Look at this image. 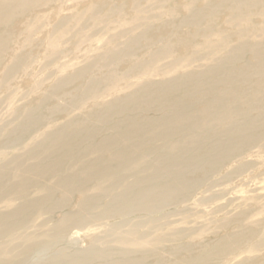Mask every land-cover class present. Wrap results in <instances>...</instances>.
Returning a JSON list of instances; mask_svg holds the SVG:
<instances>
[{
    "label": "rangeland",
    "instance_id": "obj_1",
    "mask_svg": "<svg viewBox=\"0 0 264 264\" xmlns=\"http://www.w3.org/2000/svg\"><path fill=\"white\" fill-rule=\"evenodd\" d=\"M223 1L0 0V264H264V0Z\"/></svg>",
    "mask_w": 264,
    "mask_h": 264
},
{
    "label": "bare ground",
    "instance_id": "obj_2",
    "mask_svg": "<svg viewBox=\"0 0 264 264\" xmlns=\"http://www.w3.org/2000/svg\"><path fill=\"white\" fill-rule=\"evenodd\" d=\"M29 0H24V2H28ZM224 3H229V2H231V0H224L223 1ZM233 3H237V6L238 7H242V6H246V7H250V6H252V5H258V4H261L262 3V1L261 0H234V2ZM192 17H195L194 15L192 16ZM249 47V45H248V43H242L241 45H239L236 49H234V50H232L228 55H227V57L225 58V60H228V61H231V59L235 56V54H236V56L238 55H240L239 53H241L242 51H244L245 49H247ZM250 48L252 49V47L250 46ZM253 52H254V54H255V57H256V59H258L259 61H260V57H261V55L263 54V52L262 51H257L255 48H253ZM235 56V57H236ZM227 64V63H226ZM263 64V63H262ZM223 65V64H222ZM225 67H226V65H225ZM217 69H219V66H216V67H213V68H210L209 70H207L206 72H208V73H211V72H214L215 70H217ZM227 72V71H226ZM256 73H258V71H255ZM260 73H262V72H260ZM197 76V75H196ZM199 79V78H198ZM197 81V80H196ZM67 82V78L66 77H64L63 79H62V84L64 85L65 83ZM61 84V85H62ZM60 85V86H61ZM170 85V84H169ZM198 85V84H197ZM167 86V85H166ZM201 86V85H200ZM176 88V87H175ZM205 91V90H204ZM208 91V90H207ZM210 93V92H209ZM139 105V104H138ZM142 107V106H141ZM30 113V112H29ZM28 113V114H29ZM28 114H26L25 116H27ZM236 114V113H235ZM34 116V115H33ZM231 117H233V116H231ZM33 124V123H32ZM63 129V128H62ZM2 130V129H1ZM0 130V131H1ZM11 136H12V131H9V132H7V133H5V135H3V136H1V134H0V137H3V138H11ZM39 137L40 136H38V140H39ZM23 139V138H22ZM251 141V140H250ZM243 142V141H242ZM207 144V143H206ZM7 148V147H6ZM203 149V148H202ZM231 150V149H230ZM137 152V151H136ZM10 152H8V151H4L3 152V154L4 155H8ZM124 154V153H123ZM123 154H122V156H123ZM197 154V153H196ZM120 155V154H119ZM1 156V155H0ZM198 156V155H197ZM10 171V170H9ZM42 171V170H41ZM44 172V171H43ZM206 176V175H205ZM19 177V176H18ZM17 177V178H18ZM16 178V179H17ZM115 180V179H114ZM123 180V179H122ZM15 184H19L17 187L18 188H16L17 190H16V193H15V195H17V196H12V197H7V198H4L3 199V201H2V204H4V207H8V208H10V206H12L17 200H19V199H21V198H24V197H26L28 194H27V189L29 188V187H33V186H35V185H37V184H29L28 182H27V179L25 180V178L23 177V176H21V180L20 181H15ZM71 186V185H70ZM136 187V186H135ZM36 191H37V193H38V191L39 190H37L36 189ZM177 192V191H176ZM157 197H158V199H157ZM180 197V196H179ZM178 197V198H179ZM144 201L145 202H143V201H141L140 203H136V204H134V205H131V206H129V207H131L132 209L133 208H135V206H140V207H143L144 209L146 208V207H148V208H150L149 210H154V211H157L160 207H163V203H165V199H164V197L162 196V195H159V196H155V195H151V196H147L145 199H144ZM157 201V202H156ZM85 202V201H84ZM131 203H133L134 201L133 200H131L130 201ZM139 202V201H138ZM175 205V204H174ZM26 206H28L27 208H28V210H30V208H31V200L29 199L28 201H27V204H26ZM23 207V206H22ZM128 207V208H129ZM40 208V207H39ZM38 208V209H39ZM26 209V208H25ZM40 210V209H39ZM130 210V209H129ZM131 211V210H130ZM114 213H109V212H106V213H104V216L100 219H96V221H98V220H102V219H112L113 217H114V215H113ZM5 216V215H4ZM69 220H71V219H69ZM69 220H67V218H64L63 219V221H65V223H66V225L67 226H69L70 225V223H74V222H72V220L71 221H69ZM43 222H46V221H43ZM47 223H48V221H47ZM220 250L222 251V252H226L227 251V246H225V245H221V247H220ZM236 251V250H235ZM235 251H233V252H235ZM212 257L210 256V254H206V253H201L200 254V256H199V261H202V262H208V260L209 259H211ZM142 262H143V260L141 259V258H136V259H128V261H127V263L126 264H142ZM196 262V261H195ZM116 263V262H115ZM114 262L112 263V264H115ZM185 264H195L194 262L193 263H188V261H186V263Z\"/></svg>",
    "mask_w": 264,
    "mask_h": 264
}]
</instances>
